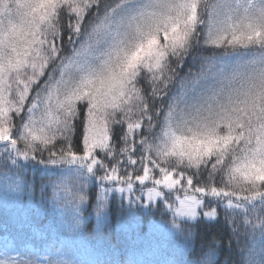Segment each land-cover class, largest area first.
<instances>
[{"label": "snow or ice", "instance_id": "6c2138e0", "mask_svg": "<svg viewBox=\"0 0 264 264\" xmlns=\"http://www.w3.org/2000/svg\"><path fill=\"white\" fill-rule=\"evenodd\" d=\"M0 264H264V0H0Z\"/></svg>", "mask_w": 264, "mask_h": 264}, {"label": "trees", "instance_id": "16d2710c", "mask_svg": "<svg viewBox=\"0 0 264 264\" xmlns=\"http://www.w3.org/2000/svg\"><path fill=\"white\" fill-rule=\"evenodd\" d=\"M198 232V238L196 240V251L192 253L191 256H188V259H196L197 256L200 254V245L201 243H204L207 241V237L209 233L216 234L218 236H226L227 232L226 229L222 224L214 225L212 227H209L207 225L201 224L199 225L198 229H196ZM230 256V253L225 249L219 253V258L221 261L225 260V257Z\"/></svg>", "mask_w": 264, "mask_h": 264}]
</instances>
